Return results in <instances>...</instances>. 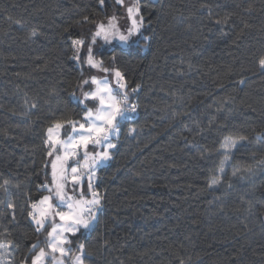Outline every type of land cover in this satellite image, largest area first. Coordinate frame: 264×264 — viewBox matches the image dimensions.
Wrapping results in <instances>:
<instances>
[{
    "label": "trees",
    "instance_id": "trees-1",
    "mask_svg": "<svg viewBox=\"0 0 264 264\" xmlns=\"http://www.w3.org/2000/svg\"><path fill=\"white\" fill-rule=\"evenodd\" d=\"M142 2L149 39L94 46L104 66L125 72L129 91L140 89L131 97L138 111L121 121L119 147L98 172L105 200L85 234L88 264H264V136L256 138L264 134V0ZM108 3L100 10L97 0H0V183L10 181L19 207L46 179L48 120L79 118L70 93L79 97L78 81L99 70L71 58L68 37L90 36L92 24L78 23L84 15L98 22L121 13ZM228 134L249 141L210 189ZM236 167L252 171L234 177ZM0 224L20 242L19 260L36 239L31 222L18 213L15 226Z\"/></svg>",
    "mask_w": 264,
    "mask_h": 264
},
{
    "label": "snow or ice",
    "instance_id": "snow-or-ice-1",
    "mask_svg": "<svg viewBox=\"0 0 264 264\" xmlns=\"http://www.w3.org/2000/svg\"><path fill=\"white\" fill-rule=\"evenodd\" d=\"M113 4L124 9L123 24L115 14L106 15V20L100 22L84 15L78 23L92 24L90 36L68 37L73 52L71 58L82 61L90 69H99L105 75L103 79L96 75L82 78L77 83L80 96L77 97L75 91L70 93L78 100L79 118H57L53 114L48 120L42 136L45 157L42 170L46 179L35 185L39 195H29L24 205L19 207L12 198L10 181L5 179L0 183V191L7 196V199L0 200L4 208L0 211V219L6 218L9 225L15 226L19 213L31 222L36 236L34 241L24 246L23 254L17 260L16 253L22 251L21 244L13 237L12 229L0 224V264H88L92 255L84 240L86 233L95 230L104 206L105 196L99 191L97 183L98 172L105 162L112 160L114 151L119 147L121 121L138 111L139 104L132 102L131 97L140 89V85H136L129 91L125 72L116 66H104L103 59L95 58L94 46L99 40L106 44L118 40L128 46L137 43V38L149 39L143 32L145 17L142 0H131L130 3L113 0ZM97 6L103 10L110 5L108 0H97ZM214 23L223 22L216 19ZM39 35L33 30L30 38L35 40ZM111 59L115 62L117 58L113 55ZM258 68L264 73V55L258 58ZM36 107L35 103L30 105L31 109ZM135 131V128H129L127 135ZM262 136L264 134L257 133L256 138L261 139ZM247 141L249 137L243 134L222 137L217 149L222 156L216 169L219 175L208 177L210 189L221 184L225 165ZM191 147L195 149L196 145ZM198 155L201 159L206 158L202 151ZM251 171L250 167H236L232 175L235 177L238 173ZM15 187L19 189L20 185ZM25 239H28L27 233Z\"/></svg>",
    "mask_w": 264,
    "mask_h": 264
},
{
    "label": "rangeland",
    "instance_id": "rangeland-1",
    "mask_svg": "<svg viewBox=\"0 0 264 264\" xmlns=\"http://www.w3.org/2000/svg\"><path fill=\"white\" fill-rule=\"evenodd\" d=\"M127 2H131V0H127ZM113 14H115L116 16H117V19H118V21L120 22V24H123L124 23V17H125V12H124V9H122L121 8V13L120 14H117V13H113ZM106 19H104V20H101V21H105ZM98 22H100V21H98ZM103 41V40H102ZM103 43H104V41H103ZM106 44V43H105ZM114 44H119V45H121V46H123V47H127V46H124V45H122L118 40H115V41H113L112 43H108V45H110V46H112V45H114ZM95 71H97L98 69H94ZM93 75H96L98 78H100V79H103L104 78V76L103 75H101L100 74V71L98 70L97 72H95ZM109 79H111V77H109ZM106 163V162H105ZM229 165V163H227L226 165H225V170H226V168H227V166ZM217 175H219V173L217 174ZM216 188V187H215ZM215 188H213V189H215Z\"/></svg>",
    "mask_w": 264,
    "mask_h": 264
}]
</instances>
